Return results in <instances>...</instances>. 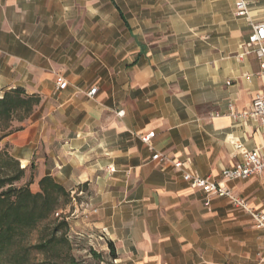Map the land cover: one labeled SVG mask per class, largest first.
<instances>
[{
    "label": "crops",
    "instance_id": "0c3cea01",
    "mask_svg": "<svg viewBox=\"0 0 264 264\" xmlns=\"http://www.w3.org/2000/svg\"><path fill=\"white\" fill-rule=\"evenodd\" d=\"M109 1L135 45L123 68L102 74L84 56L72 67L67 54L54 55L52 30L38 31L43 19L51 28L54 0H0V92L19 86L41 98L0 149L32 172L35 191L43 175L82 190L77 229L100 246L113 243L109 264H264V233L250 215L222 197L204 204L203 192L172 165L217 180L235 161V143L264 144L256 119L232 118L228 109L244 110L264 93L255 57L239 55L250 23L264 21V0H251L242 17L234 0H154L178 9L159 18L179 22L170 33L181 37L176 46L139 39ZM58 72L68 82L63 90ZM228 186L264 211V171Z\"/></svg>",
    "mask_w": 264,
    "mask_h": 264
},
{
    "label": "rangeland",
    "instance_id": "374dc122",
    "mask_svg": "<svg viewBox=\"0 0 264 264\" xmlns=\"http://www.w3.org/2000/svg\"><path fill=\"white\" fill-rule=\"evenodd\" d=\"M153 1L116 0L132 31L138 34L139 39L143 38L146 42L156 45L163 40L172 46H176L181 37L174 34L170 35V33L175 26L176 28L179 27V22L163 21L162 19L167 15L173 17L174 14L178 13V9L173 5H163ZM52 13L51 28L43 19L38 24V31H44L45 28L52 30V42L59 46L54 50V55L67 54L69 57L67 63L72 67H75L80 61V57L84 56L90 59V64L99 63L103 74V72H107L108 67L114 65V69L117 70L123 68L125 62L128 61L129 51L135 43L109 0H63L61 3L54 0ZM140 14L150 16V21L147 22L144 17H139ZM37 39L38 44H43L39 33ZM60 47H64V49L61 50ZM1 94L2 92H0ZM39 104L31 114L37 110ZM10 125L12 129L19 126L15 120ZM2 132L0 130V134ZM31 182L32 172L30 176L24 172L23 177L16 184L28 183L30 190L35 192ZM81 196L83 195L78 194V190L69 191L68 197L62 199L64 203L59 208L27 232L23 243L33 245L46 240L60 217H65L68 228L64 235L69 244V253L77 261V264H109L110 252L107 243L100 246L96 240L86 234V231L81 232L77 229L82 224L76 223L79 216L77 205L83 201ZM60 210L61 212H59ZM56 211L59 212L58 215H55ZM62 232V230H58L55 236H62ZM67 249V245L60 243L55 248L56 254L58 252L61 254L60 256L51 252L42 253L31 250L29 256L23 260L16 256L13 260V256L9 255L15 250L14 245L0 257V264H18L17 260L20 261L19 264H55L56 262L67 264L68 260L64 256Z\"/></svg>",
    "mask_w": 264,
    "mask_h": 264
},
{
    "label": "trees",
    "instance_id": "16d2710c",
    "mask_svg": "<svg viewBox=\"0 0 264 264\" xmlns=\"http://www.w3.org/2000/svg\"><path fill=\"white\" fill-rule=\"evenodd\" d=\"M40 96L35 93H27L22 87L6 89L0 95V139L9 133L22 128L24 122L39 104ZM15 120L18 127L12 129L10 123ZM25 169L19 166V161L5 148L0 149V257L15 245L11 255L22 260L29 256L31 250L42 253H55V248L60 243L67 245L65 252L67 264H77V261L69 253V244L64 235L68 228L65 217L52 228L49 238L33 245L23 243L27 232L39 221L49 217L68 197L62 184L54 180L51 175H43L38 180V190L31 191L28 183L17 185L23 177ZM63 199V200H62ZM62 200V202H61ZM58 230H62V236H55ZM110 256L114 257L115 248L111 241H107ZM18 264L20 261H18ZM59 264V263H55Z\"/></svg>",
    "mask_w": 264,
    "mask_h": 264
},
{
    "label": "built area",
    "instance_id": "2783aa9c",
    "mask_svg": "<svg viewBox=\"0 0 264 264\" xmlns=\"http://www.w3.org/2000/svg\"><path fill=\"white\" fill-rule=\"evenodd\" d=\"M251 0H234V14L238 17L247 16ZM252 54L257 63L258 70L256 74L264 78V21L251 22L250 31L242 44L240 56ZM68 82L62 73L58 72L55 76V86L58 90L67 87ZM96 91V87H92L87 91L88 96H92ZM229 115L232 118H252L256 119L264 130V93L257 91L253 96L248 108L236 111L229 104ZM118 115L123 114V110L117 112ZM217 115V113H216ZM153 132L141 136L143 142H148ZM235 152L233 157L234 163L231 166L224 167L221 170L220 178L215 180L209 177H202L190 171L183 162L172 161V165L182 171V177L190 186L199 188L204 194V204H209L213 197L226 198L229 203L246 211L252 218L253 224L264 233V211L251 207L247 200L238 196L229 186L228 183L234 180H243L250 176L261 175L264 171V144L254 149H246L241 143H235ZM153 159L162 162L168 159L159 153L152 154ZM110 168V171H113ZM82 190H78V194H82ZM61 212V210L59 211ZM58 211L55 215L59 214Z\"/></svg>",
    "mask_w": 264,
    "mask_h": 264
}]
</instances>
